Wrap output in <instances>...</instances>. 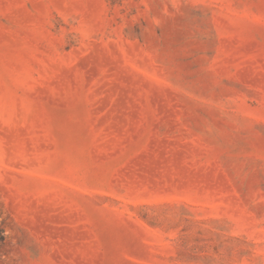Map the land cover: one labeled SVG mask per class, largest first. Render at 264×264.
I'll use <instances>...</instances> for the list:
<instances>
[{
	"label": "rangeland",
	"instance_id": "374dc122",
	"mask_svg": "<svg viewBox=\"0 0 264 264\" xmlns=\"http://www.w3.org/2000/svg\"><path fill=\"white\" fill-rule=\"evenodd\" d=\"M0 264H264V0H0Z\"/></svg>",
	"mask_w": 264,
	"mask_h": 264
}]
</instances>
